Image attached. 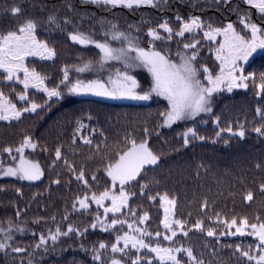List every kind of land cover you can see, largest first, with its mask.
I'll return each mask as SVG.
<instances>
[{
  "label": "trees",
  "instance_id": "1",
  "mask_svg": "<svg viewBox=\"0 0 264 264\" xmlns=\"http://www.w3.org/2000/svg\"><path fill=\"white\" fill-rule=\"evenodd\" d=\"M158 4L125 8L91 0H0V34L33 21L37 39L46 42L55 55L49 62L31 59L28 67L44 78L47 88L61 92L59 97L49 99L30 91L24 103L17 98L22 92L19 85L0 83L1 92L17 107L28 102L40 107L17 120L0 121V159L10 160L3 149H15L24 138L30 137L36 148H25L24 155L37 163L43 173L33 182L16 177L0 178V243L5 245L0 249V264H111L114 258L121 264H132L137 257L141 258L139 264H147L149 258L152 264H160L152 253L139 252L130 246L125 249L126 255L113 253L111 245L117 236L129 231L128 223L136 226L139 218L147 213L149 219L142 224V229L153 235L144 237L145 241L165 247L158 237H153L156 232L161 237L168 235L160 207V197L164 194L175 199L174 220H181L185 224L183 231L188 233L185 236L174 226L179 232L171 240L173 247L190 249L195 257V261L190 260L186 252H181L177 258L182 264H256L242 255L248 250L257 256L256 237L233 234L235 228H228L225 222L233 218L237 221L247 218L250 224L264 222V192L261 191L264 135L253 130L264 125V118L257 113V109L264 112V91L258 87L264 77V51L242 69V75L248 77L247 88L215 92L210 97L211 112L190 123L177 121L170 127L163 125L168 105L158 97L154 96L148 104L112 103L75 97L61 83L65 69L68 78H77L83 72L76 73L75 69L85 63H90V70L84 71L90 78L99 76L105 81L116 67L107 64L101 67L79 43L71 40L75 33L88 32L102 42V30L126 28L137 38L149 37L150 30L160 34V25L165 22L169 25L172 16L185 20L201 16L206 27L212 28L231 23L246 37L251 36V30L245 29L242 20L264 30V13L243 0H164ZM12 7H19L20 12L13 14ZM50 17L54 18L53 22ZM185 43H195L196 48L185 51L182 47ZM146 46L164 52L152 43ZM208 48L214 46L199 37L184 36L178 39V45L168 47V51L172 52L171 56H178L182 50L196 53L194 65L199 70L206 66L214 73L218 64L212 54L206 53ZM133 74L143 77L144 80L136 78L146 89L149 87L141 72L134 70ZM190 128L196 137L189 135V143L185 145L184 134ZM241 130L244 137L235 134ZM131 139L137 143L147 140L159 160L156 165L145 166L135 180L124 186L129 195L128 206L115 215L108 213L105 218L104 208L91 201V197L105 189L119 194V184L112 188L105 169L117 158L118 152L130 146ZM57 148L61 150L59 160L55 156ZM13 155L18 154L13 151ZM81 171L87 184L77 179ZM248 192L253 193L252 201L245 199ZM85 196L89 197V207L82 209L78 200ZM104 205L110 206V201ZM97 216L105 224L116 217L127 223L103 230ZM197 221L202 223L201 229L194 227ZM93 223L97 224L95 229L91 227ZM69 227L73 231L69 232ZM209 230L215 235L208 236ZM53 235L55 241L51 239ZM41 236L46 243H40ZM100 243L108 248L99 249ZM14 248L23 251L15 252ZM98 253L101 259L95 260Z\"/></svg>",
  "mask_w": 264,
  "mask_h": 264
},
{
  "label": "snow or ice",
  "instance_id": "2",
  "mask_svg": "<svg viewBox=\"0 0 264 264\" xmlns=\"http://www.w3.org/2000/svg\"><path fill=\"white\" fill-rule=\"evenodd\" d=\"M92 3H102L104 5H111L113 7L123 5L128 8H132L133 5L140 6L142 4L154 5L153 0H91ZM253 8H258L261 13H264V0H246ZM10 11L13 14L20 12L19 7H12ZM179 19V17L177 18ZM50 22L54 21V18H49ZM245 29L251 30V36L246 37L238 33L233 25L229 23L223 28H212L208 26L209 30L204 32V37L208 40H214L215 36L221 35L224 37V42L220 44V47L216 52V59L220 61V72L215 77L209 72V69L204 66L203 72L206 74L204 79L207 80L208 86H205L199 76V68L194 65L193 61L196 60V53H192L190 56L182 55L180 57L181 62L179 64L169 60L165 55H162L159 51H146L140 48L138 45L133 43L125 36L124 39L128 40L127 48L114 49L108 43H101L91 40L81 33H75L71 35V40L81 45L95 44V47L102 53L101 67L104 63L116 60L121 61L124 64L125 69L135 68L143 66L147 69L152 77V87L150 90L143 95L138 94L135 90L139 87L137 80L128 73V71L117 70L114 76H109L107 81L100 79L84 82L77 80L75 83L67 85L69 93L72 94H93L96 96H105L111 98H130L135 100H148L150 96L155 93L157 96L164 97L169 104L170 110L164 113V126L170 127L177 121L183 119H194L202 112H211L210 97L213 93L221 91L222 88H227L229 92L233 88L243 87L247 88L248 85L245 80L248 77L243 75H237L240 71L238 67V61L247 60L248 57L257 49L264 48V30L259 28L256 24H249L245 21ZM165 32L169 33V39L173 33V29L169 27L168 23H162L160 25ZM202 24L198 18H192L189 22L182 24V27L178 32L175 33L177 36L183 37L185 33H191L197 29H201ZM36 24L28 20L25 23L19 25L16 30L8 31L7 33L0 34V69L6 73V79L12 81L13 79L17 82L22 83L24 89L29 87L39 88L40 90L47 93L49 98L59 97L61 92L57 88L49 89L44 87V78L36 72L34 69L29 70L25 65V58L29 56H39L41 59H50L55 55V51L49 48L46 42L37 40L35 35ZM148 35L153 40L161 39V36L156 30H150ZM123 36V33H114L112 38L119 39ZM185 49L196 48L195 43H185ZM135 52V56H130L129 53ZM90 70V63H85L82 67H77V72H84ZM23 73V79L17 75ZM68 81V71L64 70V78L61 83ZM261 91H264V77L262 82L258 85ZM20 100H26L27 97L24 94L19 96ZM39 107L36 103L31 104V108L25 107L23 111L35 112ZM258 115L264 118V112L257 109ZM21 112L16 109L14 104H11L2 92H0V120L19 119ZM256 133L264 135V125L255 127L253 129ZM231 132V128L228 129ZM147 133V129H145ZM240 137H244L245 133L243 130L235 133ZM189 135L196 137V132L193 129H188V132L184 134V143H189ZM219 135V133H217ZM203 139V137H200ZM85 143H91L89 140H85ZM129 147L122 152H118L117 158L109 163L105 169L107 176L111 179L112 188L115 189L117 183L120 186L119 194L115 191L105 189L99 195L93 194L91 201L95 202L100 207L104 208V216L107 218L108 213L116 214L120 213L121 210L128 206L129 195L124 190V186L130 181L135 180L140 173L144 170L145 166L156 165L159 160V156L153 153L148 147L147 140H143L137 143L135 139L128 141ZM25 148H36V144L32 143L30 137L24 138L19 147L13 149L12 147H5L3 152L7 153L13 162L18 160L15 166L9 165L6 168L0 164L2 174L4 176L19 177L20 179L26 180H37L42 176V171L37 163L28 160L24 155ZM13 151L18 155H13ZM56 159H61V150L56 149ZM78 180L87 181L84 179V173L81 171L77 176ZM95 179V177H93ZM59 181H57L58 183ZM261 191L264 192V185H261ZM154 199V198H153ZM161 201L172 208L175 207V199H170L167 194L160 197ZM247 201L253 200V193L248 192L245 196ZM89 197L85 196L83 199H79L78 203L80 208L86 209L89 207ZM105 201H111V206H105ZM75 207V205H74ZM164 229L170 232V235H164L163 239L171 241L176 235L177 231L173 227L175 225L182 231L185 228V224L179 220H170V208H164ZM132 215H136L132 212ZM149 219L147 213L139 218V224H144ZM259 219V218H258ZM97 222L103 230H107L109 227L114 228L117 224L127 223L125 220L116 217L111 219L108 224L100 220V217H96ZM227 223L228 228H235V233L239 235H252L258 240L256 250L261 253L259 256H252L248 250L242 252V255L247 257L250 261L255 260L256 264H264V222L261 223H249L247 218H242L239 221L233 218ZM128 229L131 232L138 233L139 235H131L125 233L123 236H117L115 243L111 245V252L113 253H124L125 249H135L137 251L141 249H147L149 252L155 254V258L160 261V264H181V261L177 258L174 253L186 252L190 260L195 261V257L190 249L184 248H172V247H161L159 243L153 247L150 243L146 242L144 237H151L153 234L148 232L146 229L140 227H133L131 223H128ZM93 229L97 227L96 223L91 225ZM196 229L202 228V223L197 221L194 225ZM251 229V232H245V229ZM69 232L73 231L71 227L68 229ZM59 233V229L57 230ZM187 231H183V235L187 236ZM208 236H214L215 233L211 230L207 232ZM156 237H160L161 233L156 232ZM51 239L55 241L56 236H51ZM123 242V247H119ZM40 243H46L43 236L40 237ZM39 246V245H38ZM5 245L0 243V249H3ZM108 245L105 243L99 244V249H107ZM240 249L238 248L237 251ZM13 251L21 252L23 249L14 248ZM95 260H100L101 255L98 253L94 256ZM140 257H137L132 261V264H139ZM111 264H121L118 259H112ZM147 264H152V259H147Z\"/></svg>",
  "mask_w": 264,
  "mask_h": 264
},
{
  "label": "rangeland",
  "instance_id": "3",
  "mask_svg": "<svg viewBox=\"0 0 264 264\" xmlns=\"http://www.w3.org/2000/svg\"><path fill=\"white\" fill-rule=\"evenodd\" d=\"M162 1H164V0H153V3H154V5L156 6V5H159L158 3H160V2H162ZM244 2H246V0H243ZM247 3V2H246ZM99 4H102V3H99ZM107 6H111V5H107ZM140 6H153V5H147V4H142V5H140ZM120 7H125V6H123V5H120ZM134 7H137L136 5H133V7L132 8H134ZM125 8H128V7H125ZM178 17H176V16H172V17H169V19H170V21H169V27H171L172 29H173V33H172V35H171V38L169 39V33H167V32H165L163 29H161V32H160V36H161V39H159V40H152V37H147V36H141L140 38H137L136 36H132L131 34H129L128 32H127V30H125L126 28H124V29H119V28H108V26H107V28L108 29H104V30H102V32H103V40H102V42L101 43H108L112 48H114V49H119V48H121V47H123V48H127V46H128V40H131L133 43H135L136 45H138L140 48H143V49H145L146 51H159L162 55H165L164 54V52H166L168 55H165L169 60H171V61H173L174 63H177V64H179L180 62H181V60H180V57L182 56V55H188V56H190L191 54H188L187 52H183V50L182 51H180L179 53H178V56H171L172 55V52H170V51H168V47H171L172 45H174V43H175V45H178V39H182V37L181 36H176V35H174L176 32H178L179 30H180V28L182 27V24L183 23H185V22H189L192 18H198L199 19V21L201 22V24H202V28L201 29H197V30H195V31H193V32H191V33H185L184 34V36H188V38H193V37H199L200 38V40H205V41H207V42H209V43H211L213 46H214V48H208V50L206 51V53H210V54H212V56H213V59L216 61V63L218 64V66H217V68H218V70L216 71V72H210L214 77L217 75V74H219V72H220V61H218L217 59H216V52H217V49L220 47V44H222L223 42H224V37L223 36H221V35H217V36H215V39L214 40H208V39H206L205 37H204V32H206V31H208L209 30V28L208 27H206V24L204 23V18H202L201 16H194V17H189V18H187L186 20H185V18H180L179 17V19H177ZM229 23H226L223 27H226L227 25H228ZM223 27H221V28H223ZM164 31V33H162ZM101 32V33H102ZM114 33H123V36H121L119 39H113L112 38V36H113V34ZM149 33V32H148ZM93 34H95V33H93ZM83 35H85L86 37H88V38H90L91 40H93V41H96V38L93 36V35H91V34H89L88 32L87 33H84ZM127 37L128 38V40H125L124 39V37ZM183 36V37H184ZM37 38V37H36ZM37 40H39V39H37ZM41 41V40H40ZM96 42H99V41H96ZM153 44L154 46H156L157 48H160V49H162V50H164V52L162 51H160V50H157V49H155V48H149V47H147L146 45H148V44ZM81 45V44H80ZM82 46V48L87 52V54H89V55H91L92 57H93V59H95V61H97V62H100V64H101V57H102V53L100 52V50L98 49V48H96L95 47V44H87V45H81ZM182 47H184L183 45H182ZM185 49V48H184ZM187 49H185V51H186ZM174 51L177 53V48H175L174 49ZM264 51V48H257L249 57H248V59L245 61V60H240V61H238V67H239V69H240V71H238L237 72V75H242V69L248 64V62H249V60H251L255 55H257V54H259L260 52H263ZM129 55L130 56H135L136 55V53L135 52H131V53H129ZM170 55V56H169ZM31 59H35V60H40V61H47V62H49V61H52L53 59H54V56L52 57V58H50V59H41L39 56H29V57H26L25 58V65L28 67V63H29V61L31 60ZM104 64H107V65H113V66H116L114 69H113V71L111 72V75L110 76H114L115 75V72L117 71V70H120V71H128V73L130 74V75H132L136 80H137V78L139 79V80H144V78L143 77H141V76H135L134 74H133V71L134 70H136V71H139V72H141V75L142 76H145L146 78H147V80L149 81V87L146 89L143 85H142V83H140L138 80H137V82H138V85H139V87L135 90L138 94H141V95H143L144 93H146V92H148L149 90H150V88L152 87V77H151V75H150V73L147 71V69L146 68H144L143 66H140V67H136L137 69H133V68H129V69H125L124 68V64H123V62H121V61H116V60H112V61H109L108 63H104ZM29 68V67H28ZM29 70L31 71L32 69L31 68H29ZM75 71H76V69H75ZM76 73H77V71H76ZM19 77H20V79L22 80L23 79V73L21 72V73H18L17 74ZM206 74L203 72V69L202 70H199V76H198V78L201 80V82L205 85V86H208V82H207V80L206 79H204V76H205ZM6 73H4L3 72V70L2 69H0V83L1 82H10V83H14V84H17V85H19L21 88H22V92L20 93V94H18L17 95V98L19 99V96L21 95V94H24V95H26V97H28V92H30V91H33V92H36V93H40V94H43V95H45L47 98H49L48 96H47V93H45L44 91H42V90H40L39 88H34V87H29L28 89H24V86H23V84L22 83H19V82H17V80H15V79H13L12 81H9V80H7L6 78ZM109 77V76H108ZM108 77H107V79H108ZM137 77V78H136ZM5 79V80H4ZM97 79H100L99 78V76H97V78H94V79H92V78H90V76L86 73V72H83V73H80L79 74V76L77 77V78H73V79H71L70 77L68 78V81L67 82H65V84H66V88L68 89V87H67V85H70V84H72V83H75L77 80H81V81H84V82H89V81H92V80H97ZM100 80H102V79H100ZM102 81H105V80H102ZM107 81V80H106ZM105 81V82H106ZM3 86H6V84H4ZM0 87H2L1 86V84H0ZM44 87H47V85H46V82H45V80H44ZM237 88V87H236ZM236 88H233L232 90H234V89H236ZM222 90L223 91H226V92H229L228 90H227V88L225 87V88H222ZM221 90V91H222ZM10 92H11V88H10V90H9ZM0 92H1V88H0ZM72 94V93H71ZM214 94V93H213ZM212 94V95H213ZM73 96H75V97H78V98H95V99H98V100H103V101H106V102H112V103H129V104H148V103H151L152 101H153V98H154V96L155 97H158L160 100H163L167 105H168V111L170 110V108H169V104H168V101L164 98V97H162V96H157L155 93H153L151 96H150V98L148 99V100H135V99H130V98H111V97H105V96H96V95H93V94H72ZM4 97L8 100V98L4 95ZM53 97H51V98H49V99H52ZM27 100V99H26ZM9 101V100H8ZM25 100H20L19 99V102H24ZM10 102V101H9ZM11 104H13L12 102H10ZM25 103V102H24ZM33 102H28L27 103V105H24V106H22V107H17L15 104V106H16V109L17 110H19L20 112H21V116L22 115H24V114H27V113H34V112H32V111H27V112H25V111H23V109L25 108V107H27V108H31V104H32ZM38 105V104H37ZM40 107H38L37 109H36V111L39 109ZM167 111V112H168ZM205 114H208V112H202V113H200L198 116H196L194 119H183V120H180V122H185V121H188L189 123L191 122V121H193V120H195V119H198L199 117H202L203 115H205ZM20 116V117H21ZM13 120H17V119H12V118H10V119H8V120H0V121H4V122H9V121H13ZM179 122V121H178ZM163 125H164V123H163ZM172 126V125H171ZM165 127H168V126H165ZM188 132V131H187ZM11 160V161H10ZM10 160L8 159V158H6V159H0V164H2L3 165V167L4 168H6L7 166H9V165H12V166H15V164H17L18 163V160L17 161H15L14 163L12 162V159L10 158ZM6 161H8V163H6ZM4 177H12V176H4L3 174H2V169H0V178H4ZM18 180H23V181H30V182H33V181H37V180H26V179H20L18 176L16 177ZM118 184V183H117ZM171 199V198H170ZM160 203H161V205H160V207H161V209H162V214H163V220H164V216H165V213H164V208L165 207H169L170 208V214H169V218H170V220H174V214H173V208L171 207V206H169V205H167V204H165V203H163L162 201H161V199H160ZM110 206H111V201H110ZM175 225H173V227H174ZM134 228L135 227H140L141 229H142V224H137L136 226H133ZM176 230V229H175ZM177 231V233L179 232L178 230H176ZM245 232L247 233V232H251V229L249 228V229H245ZM125 233H129V234H131V235H139L138 233H134V232H131L130 230L128 231V232H125ZM125 233H123L121 236H123ZM181 233V232H180ZM168 235H170V232H168ZM153 237H155V238H157L155 235L153 236ZM159 239H160V242L161 243H163L164 245H165V247H172V248H178V247H173L174 246V243H173V241H166V240H164L163 239V237H158ZM146 242H148V241H146ZM148 243H150V242H148ZM151 244V243H150ZM120 245H123V242L121 241V244ZM153 247H155L156 245H154V244H151ZM131 247V246H130ZM161 247H164V246H161ZM142 251H146V252H149L147 249H141V250H139V252H142ZM149 253H151V252H149ZM181 252H179V253H174L177 257H178V254H180ZM256 253H257V256H259L261 253H259L257 250H256ZM153 254V256L155 257V254L154 253H152ZM187 255V254H186ZM158 260V259H157ZM255 261V260H254ZM182 264V263H181Z\"/></svg>",
  "mask_w": 264,
  "mask_h": 264
}]
</instances>
